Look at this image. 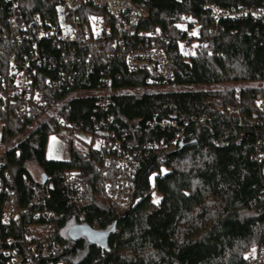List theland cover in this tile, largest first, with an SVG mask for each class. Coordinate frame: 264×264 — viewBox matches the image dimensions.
I'll list each match as a JSON object with an SVG mask.
<instances>
[{
    "label": "trees",
    "instance_id": "trees-1",
    "mask_svg": "<svg viewBox=\"0 0 264 264\" xmlns=\"http://www.w3.org/2000/svg\"><path fill=\"white\" fill-rule=\"evenodd\" d=\"M15 1L25 31L45 33L59 25L58 7L64 0ZM132 1L149 13L137 29L161 33L173 80L154 83L146 81L145 70L128 69L125 51L143 45L135 38L115 49L103 43L88 62L84 53H78L80 63L62 55L67 46L41 40L37 45L48 61L30 62L35 87L46 78L73 75V85H63L52 95L69 96L70 109L61 114L76 129L90 134L108 131L112 140L127 146L133 163L127 200L115 204L101 187L112 175L103 176L95 165L111 151L91 141L80 147L62 135L69 157L49 159L47 142L57 128L37 109L21 120L15 109L24 101L15 98L4 111L0 99V121L8 123V161L16 197L26 208L23 218L42 242L60 243L50 257L53 264H253V253L264 255V0ZM210 5L220 11L257 9L262 14L217 19ZM10 6L0 0V85L12 88L15 77L9 61L14 58L20 66L24 55L31 57L32 47L29 39H15L23 31L11 29ZM76 13L87 25L90 14L107 17L90 3L79 5ZM187 36V45H182ZM102 87L110 89L105 109L95 103ZM162 119L174 125L162 127ZM129 127L135 128L134 141L127 134ZM179 132L181 141L173 147ZM30 164L46 176L73 171L85 184L82 197L69 201L55 176L46 201L55 215L36 216L24 183V179L38 183ZM3 190L0 212L9 198ZM114 223L105 247L84 237L72 240L67 233L76 224L106 231ZM17 234L15 223L0 220V239L8 235L16 239ZM5 262L0 255V264Z\"/></svg>",
    "mask_w": 264,
    "mask_h": 264
},
{
    "label": "built area",
    "instance_id": "built-area-1",
    "mask_svg": "<svg viewBox=\"0 0 264 264\" xmlns=\"http://www.w3.org/2000/svg\"><path fill=\"white\" fill-rule=\"evenodd\" d=\"M10 2L9 22L12 30L21 29L23 33L17 32L14 37L20 41L29 39L32 47V55L30 58L24 57L22 64L17 66L14 58H11L9 69L14 73L15 85L12 88L0 85V99L3 102L2 109H7V103L12 102L15 98L24 101L25 105L15 109L18 117L23 120L25 117L31 116L34 109H37L41 117L50 122L57 128V132L65 137L72 139L75 144L84 145L86 142L99 143L112 154L105 156L102 163H97L95 166L103 176L112 175L111 179H104L101 182V187L104 192L108 193L115 204H124L128 198L129 189L131 186L130 178L133 175L132 156L127 150V146L122 147L121 143L112 140L111 132L90 134L85 131H79L71 122L61 114V110L68 111L70 104L67 102V97H53V93L60 92L63 85H73V75H64L54 80L45 79L40 87L31 85V75L35 69L31 68V61L38 65H43L48 61L44 53L40 52L38 42L47 40L56 47H64L62 55L67 60L79 62L78 53H84V61L88 62L92 53L100 49L101 45L107 44L114 48L118 45L125 46L129 38L136 39L142 44H138L132 49L125 51V64L129 70H145L147 72L146 81L150 82H169L174 78V72L167 66L165 52L161 48V33L155 31H145L137 29L140 21L148 17V10L143 6L136 5L132 0H64L59 5L58 9L64 13V25H59L55 28L48 29L45 33L41 30L31 34L25 31L26 23L21 21L18 15L16 1L5 0ZM82 3H90L94 7L103 9L107 15L104 18L98 14H90L89 25L81 21L77 15L76 9ZM215 13L216 18L222 16L245 15L247 13L260 16L261 10L257 9H238V10H222L215 6H209ZM37 20V17L34 16ZM109 21H111L109 23ZM135 40V41H136ZM134 41V40H133ZM134 41V42H135ZM189 37H185L182 45H187ZM120 55L119 52H116ZM109 56L113 54L108 52ZM51 59V58H50ZM49 59V60H50ZM53 64V59L50 60ZM32 72V73H31ZM75 72V71H74ZM61 73H64L61 72ZM69 87H67L68 89ZM108 87H102L95 94V103L99 108H106L108 104ZM53 92V93H52ZM57 92V93H58ZM260 108L263 107L262 100L257 101ZM233 107L229 106V110ZM102 123V119L99 120ZM173 124L166 119L160 121V126ZM8 123L0 121V195L7 190L9 195L7 203L3 206L0 212L1 223H15L19 227V234L16 239L12 236H6L0 239V255L6 258L5 264H53L50 257L56 255L60 248L58 241L42 242L39 239V234L34 233L31 229V224L23 218L26 208L21 206L16 197V184L9 166L8 151L11 148L8 139ZM127 134H130L131 141L136 137L135 128L129 127ZM180 132L175 135L172 140V145L180 142ZM127 139H123L126 141ZM127 144V143H126ZM131 145L132 144H127ZM161 146H164L161 145ZM166 146L164 147V149ZM132 153V152H131ZM257 156L261 158L262 152H258ZM114 165V166H112ZM41 174L37 176L38 183H32L28 179H24L25 185L30 190L29 205L36 209L35 215H40L45 218L53 217L55 214L48 209L46 201L50 196L53 177H58L63 185L65 194L69 201H75L82 197L85 191V184L82 179L73 171L66 170L54 173V176H46L45 181H42ZM1 198V197H0ZM264 260V255L261 251L252 254L251 263L257 264Z\"/></svg>",
    "mask_w": 264,
    "mask_h": 264
},
{
    "label": "water",
    "instance_id": "water-1",
    "mask_svg": "<svg viewBox=\"0 0 264 264\" xmlns=\"http://www.w3.org/2000/svg\"><path fill=\"white\" fill-rule=\"evenodd\" d=\"M42 181L46 179L45 174H41ZM116 223L112 225L106 231H98L89 225L76 224L69 227L67 233L70 239L77 240L80 237H84L90 244H95L99 247H105L108 243L110 236L115 229Z\"/></svg>",
    "mask_w": 264,
    "mask_h": 264
},
{
    "label": "rangeland",
    "instance_id": "rangeland-1",
    "mask_svg": "<svg viewBox=\"0 0 264 264\" xmlns=\"http://www.w3.org/2000/svg\"><path fill=\"white\" fill-rule=\"evenodd\" d=\"M58 20L61 25H64V13L59 10L58 12ZM187 50H191V47H187ZM1 143V142H0ZM80 147H84V145L80 144ZM69 147L62 140V135L60 133H53L50 135L47 146H46V155L53 158H68L69 157ZM33 176L37 177L40 173L38 168L34 164H30L29 167ZM253 253V252H252ZM254 254V253H253ZM57 264H64L63 262H58Z\"/></svg>",
    "mask_w": 264,
    "mask_h": 264
},
{
    "label": "crops",
    "instance_id": "crops-1",
    "mask_svg": "<svg viewBox=\"0 0 264 264\" xmlns=\"http://www.w3.org/2000/svg\"><path fill=\"white\" fill-rule=\"evenodd\" d=\"M49 159H57V160H59V159H67V158H53V157H49V156H47Z\"/></svg>",
    "mask_w": 264,
    "mask_h": 264
}]
</instances>
